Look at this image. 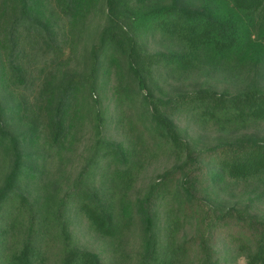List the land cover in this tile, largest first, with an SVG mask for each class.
<instances>
[{"label":"trees","instance_id":"obj_1","mask_svg":"<svg viewBox=\"0 0 264 264\" xmlns=\"http://www.w3.org/2000/svg\"><path fill=\"white\" fill-rule=\"evenodd\" d=\"M263 201L264 0H0V264H264Z\"/></svg>","mask_w":264,"mask_h":264},{"label":"rangeland","instance_id":"obj_2","mask_svg":"<svg viewBox=\"0 0 264 264\" xmlns=\"http://www.w3.org/2000/svg\"><path fill=\"white\" fill-rule=\"evenodd\" d=\"M107 106V103L104 104ZM192 132V130H191ZM116 135L115 138L117 137L118 139H123L124 135L121 133H115ZM118 134V135H117ZM203 140L201 141V145L203 144H208L212 142L213 140H216L220 135L216 132L214 129H209L205 133H202ZM238 136L236 133H233V136L227 135L226 138H237ZM84 157V149L83 146L80 147V150L78 151V154L76 156H73L71 159V163L68 164V168L66 169L65 173L62 174H57L56 179H58L60 176H65L66 175L69 177H73L77 171L81 168L82 165V160ZM75 158V159H74ZM170 166V162L166 158H162L158 161L154 162V165L152 166L150 164L148 171L143 174V177L146 179L142 181L140 184L141 187H146L150 183V179L152 178L153 175L156 173L162 172L165 168ZM67 180H64L63 182L59 181L60 186L62 187L63 190L66 189V183ZM252 190H244V189H239V190H229V192L221 195L218 197L219 202L222 205L223 209H226L227 207H231L236 205L237 203L239 204L242 199L243 201L246 200V203H248V200L250 198ZM240 195V198H237L236 196ZM217 203V200L215 201ZM264 202V201H263ZM260 202L259 204L256 205V210L253 209V212L257 215L264 216V203ZM218 204V203H217ZM68 214V221L70 224V231L71 234L73 235L74 241L76 242V245L82 248L83 250L91 251L98 253L102 255L105 258H108V256L111 253L112 246L109 245L110 243L108 242L107 239H104L102 237L96 236L95 233L90 229L89 223L87 220L83 217H78L74 209L69 210ZM190 231L188 230V233ZM183 234V233H182ZM181 234V235H182ZM18 237V236H17ZM16 237V241H17ZM221 247H219L220 250L223 249V245L220 244ZM128 250V249H127ZM51 251V256H53V261L52 264H55L59 260V247H55L50 250ZM130 251V249H129ZM222 264H247L244 259H238L234 261H229V262H223Z\"/></svg>","mask_w":264,"mask_h":264}]
</instances>
